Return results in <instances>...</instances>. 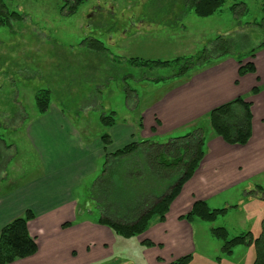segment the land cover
<instances>
[{"label": "rangeland", "instance_id": "1", "mask_svg": "<svg viewBox=\"0 0 264 264\" xmlns=\"http://www.w3.org/2000/svg\"><path fill=\"white\" fill-rule=\"evenodd\" d=\"M1 1L9 11L19 13L21 20L0 27V196L44 176L40 157L25 133V128L42 116L35 105L38 92H49L48 109L61 110L75 126L82 125L75 120L86 124V135L99 133L94 123L101 114L113 112V127L130 126V140L135 141L142 131V101L161 92L156 91L158 85L174 78L182 64L137 68L129 60L174 64L178 59L197 57L222 37L230 41L231 50L224 57L251 62V51L264 41V31L257 26L264 19V0H225L208 18L197 17L188 0H84L74 13H69L70 5L63 0ZM89 41L101 43L103 52L93 51ZM200 121L207 143L213 133ZM182 133L180 137L185 135ZM123 135L128 139L126 131L120 130L116 142ZM177 135L171 134L172 138ZM160 139L159 144L170 140ZM101 167L99 164L73 192L79 221L94 222L101 216L90 196ZM254 185L264 189V174L238 188L239 192L236 189L235 197L240 192L243 195L242 190H253ZM253 191L252 198L213 223L180 220L189 228L188 241L178 235L167 237L169 253L176 256L177 251L192 248L187 264H253V245L240 246L226 257L221 253L222 242L211 236L215 228H224L228 239L246 231L254 238L259 235L264 191ZM154 222L155 218L148 225ZM138 237L126 239L110 233V256L92 264H162L155 261L152 247L140 243ZM162 256L170 257L168 252Z\"/></svg>", "mask_w": 264, "mask_h": 264}, {"label": "crops", "instance_id": "2", "mask_svg": "<svg viewBox=\"0 0 264 264\" xmlns=\"http://www.w3.org/2000/svg\"><path fill=\"white\" fill-rule=\"evenodd\" d=\"M263 51L264 48L257 50L251 60L255 73L242 78L238 77V60L220 57L212 63L191 68L183 77L164 79L156 88L161 92L151 94L146 103L144 100L141 103L139 140H130L132 135L128 125L103 128L100 116L94 123L99 133L86 135L89 134L85 132L86 124L75 120L82 125H73L56 108H49L37 123L27 126L25 133L39 155L45 173L38 180L0 196V230L25 211H31L35 218L28 224V231L36 238L37 252L33 257L13 264H92L110 256L107 250L112 232L100 226L98 220L76 219L77 205L72 199L83 179L95 173L99 164L103 166L105 152L100 138L104 131L107 130L105 133L111 139V145L106 148L108 153L140 140L159 143L161 137L176 138L171 134L179 136L183 132L186 135L200 120L207 123V115L214 108L242 98L251 105V137L247 144L242 147L228 145L214 134L209 135L202 161L170 205L165 221L160 223L155 218L156 222L148 225L138 237L140 243L153 244L155 261L160 260L162 264L190 256L192 248L187 247L181 253L177 251L176 256L169 253L166 238L178 235L188 241L189 228L179 218L186 215L195 202H204L210 210H234L253 197V190L256 192L261 188L264 191L261 186L254 185L253 190H242L243 195L240 192L235 197L238 188L247 187L253 178L264 174ZM255 87L260 92L253 95L251 90ZM120 130L126 131L128 139L123 135L124 138L116 142ZM244 195H248L247 200ZM254 198L260 199L256 195ZM66 223L70 227L63 229L62 225ZM178 243L181 245L180 241ZM167 252L170 257L162 256Z\"/></svg>", "mask_w": 264, "mask_h": 264}, {"label": "trees", "instance_id": "3", "mask_svg": "<svg viewBox=\"0 0 264 264\" xmlns=\"http://www.w3.org/2000/svg\"><path fill=\"white\" fill-rule=\"evenodd\" d=\"M70 5L69 13L75 10L84 0H63ZM225 0H188L189 9L199 18L214 15ZM63 8V7H62ZM21 15L9 11L0 0V27L9 26L13 21H20ZM264 31V19L257 25ZM93 51L103 52L102 44L89 41ZM264 47V41L251 51L249 58L254 59L257 50ZM230 41L219 37L209 49H204L197 57L169 62H151L138 59L129 60L131 66L146 68L150 66L167 68L182 64L175 77L185 75L191 68L211 58L227 56L230 53ZM182 61V63H180ZM238 77L254 74L252 62L239 61ZM260 90H251L256 95ZM49 92L40 91L35 96V105L39 114L43 115L49 107ZM251 105L236 98L211 110L206 118L207 129L221 138L228 145L245 146L251 137ZM100 124L108 129L114 126V113L100 116ZM201 124L193 126L184 136L170 139L168 143L159 144L148 140L130 143L114 152H107L111 145L107 133L101 136L104 146V163L100 176L91 187L90 196L100 211L98 224L107 227L112 233L123 238L142 235L149 222L157 218L163 223L172 202L178 197L183 185L190 180L204 157L205 137ZM261 192V188H257ZM226 209L210 210L204 202H195L191 210L180 220L191 222L195 219L205 223H213L218 216L225 215ZM35 218L27 210L20 217L11 220L0 230V264H13L18 260L33 257L37 252L36 238L28 231V224ZM70 227L66 223L63 229ZM211 236L222 242L221 253L226 257L232 255L237 247L254 246L256 256L253 264H264V219L261 221L260 234L254 238L245 233L228 239L224 228L211 230ZM143 245L152 247L148 241ZM190 256L182 257L171 264H187Z\"/></svg>", "mask_w": 264, "mask_h": 264}]
</instances>
